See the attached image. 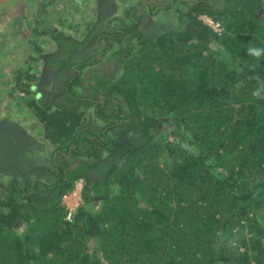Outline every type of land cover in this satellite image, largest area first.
Listing matches in <instances>:
<instances>
[{"label": "trees", "instance_id": "trees-1", "mask_svg": "<svg viewBox=\"0 0 264 264\" xmlns=\"http://www.w3.org/2000/svg\"><path fill=\"white\" fill-rule=\"evenodd\" d=\"M125 5L78 40L44 8L29 35L57 47L41 60L49 92L20 89L53 150L0 187V264H264V56L247 54L264 48V0H167L179 25L149 39ZM103 61L116 80L94 72ZM78 179L68 221L61 196Z\"/></svg>", "mask_w": 264, "mask_h": 264}, {"label": "rangeland", "instance_id": "rangeland-1", "mask_svg": "<svg viewBox=\"0 0 264 264\" xmlns=\"http://www.w3.org/2000/svg\"><path fill=\"white\" fill-rule=\"evenodd\" d=\"M85 1L0 0V153L5 158V164L0 165V187H4L10 178L20 179L19 172L29 170V164L50 166L51 163L50 154L53 147L43 139L42 125L35 120L26 105V94L20 90L26 88L32 93L35 90L48 93L51 88L54 75L53 66L46 67L41 60L55 56L57 47L50 42L42 41L41 38L37 40L38 42H32V37L29 38L35 27L41 29L48 25L47 20L42 21L44 8L51 13L52 24L60 19L66 21L63 32L65 36H70L75 40H78L81 29L87 24L92 26L97 23L96 31L104 30L107 19L120 14L122 7L125 8V4L129 1L137 4V13L141 14L140 28L148 39L156 35L158 27L170 28L179 25L176 22L177 11L163 7L167 0H148L153 9L157 7L150 12L141 4V0ZM46 2L50 5L47 6ZM215 4L220 5L221 2ZM183 10L185 11L184 8ZM46 18L45 15L43 19ZM39 45L42 51L36 52L35 49ZM31 55L39 59V66L37 64L32 66ZM17 70L21 71L20 75L23 77L27 74L33 77L27 79L28 82L16 83L14 75ZM93 70L97 73L103 71L108 77L116 80L119 77L120 65L103 61L95 65ZM70 74V71L66 72L58 82L61 83ZM87 113L91 114V112ZM88 122L94 123L95 121L89 116L86 119V123ZM164 122L165 120L160 122V131L167 125ZM166 128L169 127L166 126ZM79 160L80 158L76 157L71 162L75 163ZM44 180L49 181V178H44ZM262 212L264 216V211Z\"/></svg>", "mask_w": 264, "mask_h": 264}, {"label": "built area", "instance_id": "built-area-1", "mask_svg": "<svg viewBox=\"0 0 264 264\" xmlns=\"http://www.w3.org/2000/svg\"><path fill=\"white\" fill-rule=\"evenodd\" d=\"M201 19L205 24L210 26L214 32L220 33L222 31V26L219 22L214 21L212 18L204 15L201 16ZM82 187L83 181L82 179H78L74 182L73 187L62 194L61 196V204L64 206L66 210L65 219L68 221L72 220V217L77 209V207L82 203Z\"/></svg>", "mask_w": 264, "mask_h": 264}, {"label": "clouds", "instance_id": "clouds-1", "mask_svg": "<svg viewBox=\"0 0 264 264\" xmlns=\"http://www.w3.org/2000/svg\"><path fill=\"white\" fill-rule=\"evenodd\" d=\"M247 54L258 61L262 56H264V48L250 46L247 49ZM249 67L254 68L255 65H249ZM262 92H264V84H262L255 91H253L252 95L257 99H264V95H262Z\"/></svg>", "mask_w": 264, "mask_h": 264}]
</instances>
